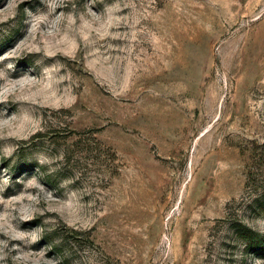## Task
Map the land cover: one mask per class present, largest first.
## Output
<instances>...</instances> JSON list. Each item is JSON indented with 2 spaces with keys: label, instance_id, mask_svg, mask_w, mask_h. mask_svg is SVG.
I'll return each instance as SVG.
<instances>
[{
  "label": "rangeland",
  "instance_id": "1",
  "mask_svg": "<svg viewBox=\"0 0 264 264\" xmlns=\"http://www.w3.org/2000/svg\"><path fill=\"white\" fill-rule=\"evenodd\" d=\"M0 264H264V0H0Z\"/></svg>",
  "mask_w": 264,
  "mask_h": 264
}]
</instances>
